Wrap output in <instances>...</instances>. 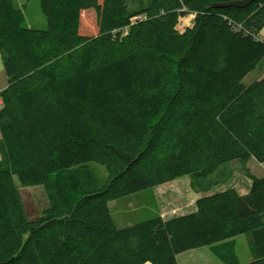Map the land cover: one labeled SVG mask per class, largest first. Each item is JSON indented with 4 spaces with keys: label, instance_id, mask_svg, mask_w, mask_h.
<instances>
[{
    "label": "trees",
    "instance_id": "trees-1",
    "mask_svg": "<svg viewBox=\"0 0 264 264\" xmlns=\"http://www.w3.org/2000/svg\"><path fill=\"white\" fill-rule=\"evenodd\" d=\"M237 1L40 0L35 30L0 0V264H179L241 235L247 264H264V176L169 220L119 229L109 207L185 176L209 193L234 162L264 164V77L244 84L264 61V0L221 7ZM19 186L45 189L39 218Z\"/></svg>",
    "mask_w": 264,
    "mask_h": 264
},
{
    "label": "rangeland",
    "instance_id": "rangeland-1",
    "mask_svg": "<svg viewBox=\"0 0 264 264\" xmlns=\"http://www.w3.org/2000/svg\"><path fill=\"white\" fill-rule=\"evenodd\" d=\"M13 2L16 7L23 9L27 27L35 30L48 28L47 18L42 12L40 0H13ZM149 2L150 0H133L132 7L139 9L148 5ZM143 18L137 17L134 22ZM195 18L194 14L180 18L177 30L180 33H185L187 29L193 28ZM128 30L126 29L125 35L128 34ZM263 77L264 61L245 78L244 84L249 85ZM7 85L8 80L0 56V96ZM1 108L0 97V110ZM232 167L234 169L232 179L227 184L213 188L209 193H199L194 190L191 186V178L185 176L174 182L111 202L109 207L113 220L117 228L124 229L159 216L169 220L191 214L196 212V203L199 199L231 188L241 195L248 194L253 184L252 178L264 176V164H260L255 159L247 163L234 162ZM94 168L102 179L106 178L105 169L99 166H94ZM19 192L30 220L39 218L50 206L43 187L25 188L19 186ZM254 259L255 254L250 247L248 235H241L229 244L204 247L177 257L179 264H228L229 260L233 263L247 264Z\"/></svg>",
    "mask_w": 264,
    "mask_h": 264
},
{
    "label": "water",
    "instance_id": "water-1",
    "mask_svg": "<svg viewBox=\"0 0 264 264\" xmlns=\"http://www.w3.org/2000/svg\"><path fill=\"white\" fill-rule=\"evenodd\" d=\"M255 1L258 0H244V1H237V2H232L226 5H223L221 7H225V8H230V7H237L239 9H244L249 7L251 4H253Z\"/></svg>",
    "mask_w": 264,
    "mask_h": 264
},
{
    "label": "crops",
    "instance_id": "crops-1",
    "mask_svg": "<svg viewBox=\"0 0 264 264\" xmlns=\"http://www.w3.org/2000/svg\"><path fill=\"white\" fill-rule=\"evenodd\" d=\"M262 35L264 36V30H263V32H262Z\"/></svg>",
    "mask_w": 264,
    "mask_h": 264
}]
</instances>
